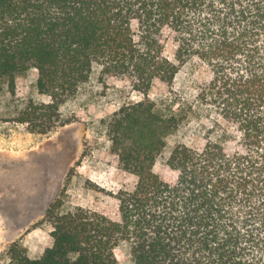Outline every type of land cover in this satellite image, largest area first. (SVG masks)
Here are the masks:
<instances>
[{
  "label": "trees",
  "instance_id": "1",
  "mask_svg": "<svg viewBox=\"0 0 264 264\" xmlns=\"http://www.w3.org/2000/svg\"><path fill=\"white\" fill-rule=\"evenodd\" d=\"M192 61L212 72L195 104L158 111L154 82L172 86ZM31 69L48 100H28L12 120L33 133L71 123L61 108L96 72L145 96L98 124L138 181L113 195V215L52 203L53 246L31 258L15 243L11 264H119L122 243L133 264H264V0H0V92L15 94ZM204 110L215 113L204 148L177 143L172 175L158 173L168 138Z\"/></svg>",
  "mask_w": 264,
  "mask_h": 264
},
{
  "label": "rangeland",
  "instance_id": "2",
  "mask_svg": "<svg viewBox=\"0 0 264 264\" xmlns=\"http://www.w3.org/2000/svg\"><path fill=\"white\" fill-rule=\"evenodd\" d=\"M165 40L166 53L174 59L176 46L170 32ZM211 78L208 67L192 61L182 67L172 86L156 80L148 97L158 111H178L181 101L195 104L199 87ZM37 79L38 71L31 69L18 76L15 94L7 88L0 92V264H11L15 243L31 258H39L53 246V227L46 220L52 203H62L65 210L80 206L113 215L119 204L113 195L121 189L134 190L138 181L121 170L108 153L98 124L120 105L142 101L145 96L133 91L127 81L103 84L96 72L80 87L76 98L61 108L62 118H72V122L38 134L27 124L12 120L28 100H48L37 92ZM194 112L168 138V149L155 167L158 173L172 175L165 160L177 143L204 148L215 113ZM115 255L119 264H133L129 244L119 245Z\"/></svg>",
  "mask_w": 264,
  "mask_h": 264
}]
</instances>
